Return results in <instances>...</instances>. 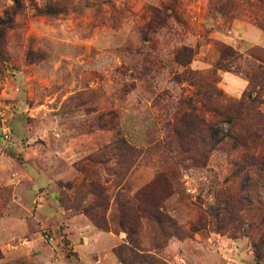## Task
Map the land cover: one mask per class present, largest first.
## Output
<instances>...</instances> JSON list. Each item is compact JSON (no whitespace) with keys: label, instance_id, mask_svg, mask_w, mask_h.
<instances>
[{"label":"rangeland","instance_id":"374dc122","mask_svg":"<svg viewBox=\"0 0 264 264\" xmlns=\"http://www.w3.org/2000/svg\"><path fill=\"white\" fill-rule=\"evenodd\" d=\"M258 67L264 0H0V264H264Z\"/></svg>","mask_w":264,"mask_h":264},{"label":"trees","instance_id":"16d2710c","mask_svg":"<svg viewBox=\"0 0 264 264\" xmlns=\"http://www.w3.org/2000/svg\"><path fill=\"white\" fill-rule=\"evenodd\" d=\"M234 54H236V53L232 52V50L230 48L222 45L221 46V51H220V60L216 63V66H215L214 70L210 71V73H209L210 74L209 79L211 80L210 81L211 85H209L210 92H211L210 95L212 97H214V100H217L218 98L222 97V92L219 89H217V87H216V82L218 81L216 72L218 70H222L223 69V65H222L223 62L227 61V59H229ZM176 60H178L177 57H176ZM191 60H192V56H190L188 60L180 61L181 62L180 64H181V66L186 67L190 63ZM263 72H264V70L261 67H258L257 73L261 74ZM193 74L194 75H200V73H198V72H195ZM197 80H198V86H196V94L199 96L201 94L202 86H201L200 80L199 79H197ZM249 83H250V87H251V85L253 84V80L250 79ZM257 87H258L259 90L264 92V80ZM253 90L254 89H252L251 92H249V93H254ZM251 96H252V94L249 95V98H251ZM257 96L258 95L255 92V96L253 97V99H256ZM192 110H193V108H192ZM130 149H132V148H130ZM132 150H134V149H132ZM161 175H162L163 179L166 181V183L168 185H170V183L168 181L169 179L167 178V176H163L162 173L159 176H161ZM150 206H151L150 207L151 208L150 217L152 219H156L159 222H164V221L167 220L166 216L163 215V210H162L161 204H159V202L158 203H152ZM142 258H144V257H142Z\"/></svg>","mask_w":264,"mask_h":264}]
</instances>
